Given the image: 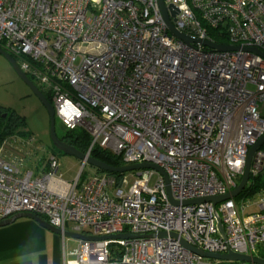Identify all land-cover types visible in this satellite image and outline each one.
<instances>
[{"label":"built area","instance_id":"built-area-1","mask_svg":"<svg viewBox=\"0 0 264 264\" xmlns=\"http://www.w3.org/2000/svg\"><path fill=\"white\" fill-rule=\"evenodd\" d=\"M165 2L179 10L170 12L178 31L240 50L179 40L158 0H0V48L51 98L67 132L89 133L86 154L99 147L126 166H158L179 203L155 170L67 181L56 156L39 176L0 150V221L32 213L88 237L149 236L80 240L71 264L220 263L180 239L212 254L259 258L264 247V191L216 208L183 204L234 191L264 136V58L249 50L264 53V0ZM263 170L261 149L251 176Z\"/></svg>","mask_w":264,"mask_h":264},{"label":"water","instance_id":"water-1","mask_svg":"<svg viewBox=\"0 0 264 264\" xmlns=\"http://www.w3.org/2000/svg\"><path fill=\"white\" fill-rule=\"evenodd\" d=\"M159 7L161 10V13L163 15V18L168 26L169 31L175 35L179 40L185 42L186 44H189L190 46L194 44H199L204 47H207L209 49L217 50L220 52H227V51H238L240 50V47H233V46H225V45H218L216 43L208 42V41H202L193 37H190L176 29L174 26V22L171 20L170 12L173 17H175L179 10L176 8L175 5L167 6L165 0H158ZM245 49V48H244ZM248 50V49H245ZM256 55H259L264 58V53H262L258 49H249ZM0 55L6 59V61L12 66L18 77L29 87V89L32 91V93L39 99V101L43 104V106L46 108L49 117H50V135L51 139L54 145V148L62 152L64 155L73 157L79 161H82L83 163H86L94 168H96L99 171H102L106 174H112V175H125L127 173L140 171V170H146L151 169L158 171L165 179L166 185H167V192L170 196L171 202L174 205H179L178 202L174 201L172 198V191L170 186V180L168 175L164 170L159 168L156 165L151 164H137V165H128V166H121V167H113L108 165L107 163H104L100 160H97L93 158L90 155L84 154L83 152L79 151L75 147L67 144L64 142L58 134L56 133V116H55V109L51 102L46 98V96L40 91V89L27 77V75L21 70L20 66L17 64L16 60L8 54L5 50L0 48ZM264 146V136L249 150L246 164L244 167V174L242 177V180L238 187L223 196H214V197H208L203 199H198L194 201H186L183 204L184 205H195V204H203V203H212L213 206L216 208V206L222 202H225L227 200L231 199H237L239 198L243 192L247 189L249 186V182L251 179V168L253 164L254 157L256 153L262 149ZM21 219H30L36 221L41 227L44 229L62 236L64 238H71V239H77V240H83V241H105V240H115V239H133V238H148V235L145 234H124V235H115V236H109V237H88L83 234H77L72 233L68 231H62L59 228H56L52 226L49 222H47L45 219L34 215L32 213H19L14 215L13 217L9 219H5L3 221H0V228L10 226L14 224L16 221ZM219 228L223 231V225L222 221L219 218L218 219ZM172 238L177 239L178 236L176 234H171ZM158 238H166L167 234L165 232L159 233L156 235ZM181 244L188 250L192 251L195 254L200 255L204 259L213 260V261H220V262H229V263H243V264H264V260L257 257L247 256V255H241L234 252H229L228 254H212L208 252H204L203 250H200L196 247H193L189 244H187L184 240L180 239Z\"/></svg>","mask_w":264,"mask_h":264},{"label":"rangeland","instance_id":"rangeland-1","mask_svg":"<svg viewBox=\"0 0 264 264\" xmlns=\"http://www.w3.org/2000/svg\"><path fill=\"white\" fill-rule=\"evenodd\" d=\"M0 107L6 108L13 113L24 117L27 122L28 131L32 134V139L28 138V142H25L26 146L29 144L30 150L35 153L38 161L45 163L48 161L53 153V142L50 135V117L39 99L32 93L29 87L18 77L12 66L6 61L4 57L0 55ZM261 107L264 112V104H261ZM56 133L59 137H62L67 130L62 125L61 121L56 118ZM26 146L20 144V149H25ZM29 150V151H30ZM23 153V152H21ZM58 158V161L61 166V173L66 180H75L78 176L82 175L83 178L89 179L101 175L99 171L86 164L82 161H79L73 157H69L62 154L55 155ZM33 159L28 157L29 161ZM25 158L19 159L22 161V164H28V160ZM126 166V164H123ZM132 174L127 173L125 177H130ZM252 178V176H251ZM242 180V179H241ZM251 181V179H250ZM241 182V181H240ZM250 184V182H249ZM257 194L252 197H246L244 199L237 198L238 202H245L248 199H256ZM252 212L250 209L246 213ZM71 226L68 227V232H71ZM74 233V232H72ZM73 241L70 251L78 254L80 241L67 239ZM77 259V255H76Z\"/></svg>","mask_w":264,"mask_h":264},{"label":"crops","instance_id":"crops-1","mask_svg":"<svg viewBox=\"0 0 264 264\" xmlns=\"http://www.w3.org/2000/svg\"><path fill=\"white\" fill-rule=\"evenodd\" d=\"M20 144L26 146L19 138L8 140L0 149L3 157L15 165H21L20 157L26 160L33 156L31 161L27 159L28 164L24 170H33L39 176L45 173L48 161L39 162L29 144L23 150L20 149ZM53 152L52 156L58 154L57 151ZM67 239L71 238L56 235L34 220H18L10 226L0 228V264H71L76 260L77 254L69 250L75 243Z\"/></svg>","mask_w":264,"mask_h":264},{"label":"trees","instance_id":"trees-1","mask_svg":"<svg viewBox=\"0 0 264 264\" xmlns=\"http://www.w3.org/2000/svg\"><path fill=\"white\" fill-rule=\"evenodd\" d=\"M216 37V41L221 42L218 38V33H212ZM48 100L52 103L50 97ZM32 134L28 131L27 122L24 117H21L12 111L0 107V149L1 147L12 138H19L24 142H28V138L32 139ZM67 144L75 147L79 151L86 154L91 145V137L83 129H78L76 131H69L60 137ZM54 151H57L53 148ZM264 150V146L262 147ZM57 153L62 154V152L57 151ZM91 156L97 160H100L104 163H107L113 167H121L124 162L120 156L114 155L108 151H105L99 147H96ZM99 171V170H98ZM99 173L106 174L102 171ZM112 175V174H111ZM117 179H121L123 175H114ZM264 191V170L257 177H252L249 186L243 192L239 199H244L246 197H252L259 192ZM259 258L264 260V247L259 250ZM219 264H239V263H229V262H220Z\"/></svg>","mask_w":264,"mask_h":264},{"label":"flooded vegetation","instance_id":"flooded-vegetation-1","mask_svg":"<svg viewBox=\"0 0 264 264\" xmlns=\"http://www.w3.org/2000/svg\"><path fill=\"white\" fill-rule=\"evenodd\" d=\"M109 175H111V174H109ZM126 175V174H125ZM125 175H123V176H125ZM114 176V175H113Z\"/></svg>","mask_w":264,"mask_h":264},{"label":"clouds","instance_id":"clouds-1","mask_svg":"<svg viewBox=\"0 0 264 264\" xmlns=\"http://www.w3.org/2000/svg\"><path fill=\"white\" fill-rule=\"evenodd\" d=\"M47 98V97H46ZM48 99V98H47ZM52 104V103H51Z\"/></svg>","mask_w":264,"mask_h":264}]
</instances>
